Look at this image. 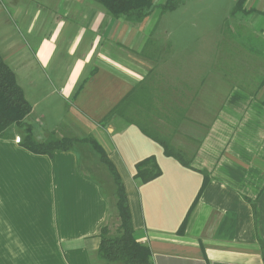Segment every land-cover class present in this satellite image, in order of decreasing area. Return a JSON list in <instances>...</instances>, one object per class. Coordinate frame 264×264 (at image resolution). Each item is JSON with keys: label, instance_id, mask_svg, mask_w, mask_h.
Listing matches in <instances>:
<instances>
[{"label": "crops", "instance_id": "obj_1", "mask_svg": "<svg viewBox=\"0 0 264 264\" xmlns=\"http://www.w3.org/2000/svg\"><path fill=\"white\" fill-rule=\"evenodd\" d=\"M177 1L173 10L155 8L134 21L95 0H0V53L32 105L25 121L36 140L94 137L103 146L152 264H264V85L255 94L238 87L221 93L188 157L191 167L167 156L136 118L109 115L127 96L148 94L151 72L164 75L169 93L179 86L178 58L190 62L192 51L179 55L173 25L165 24L169 12L189 13L187 3L196 0ZM218 2L225 10L216 30L232 17L264 53V0H245L234 16L237 0ZM154 31L169 57L147 47ZM17 137H24L17 125L0 136V264H122L98 256L101 227L113 218L119 224L116 184L98 165L99 153L86 142L35 153ZM150 156L162 174L143 183L136 165ZM203 170L209 180L195 203Z\"/></svg>", "mask_w": 264, "mask_h": 264}, {"label": "rangeland", "instance_id": "obj_2", "mask_svg": "<svg viewBox=\"0 0 264 264\" xmlns=\"http://www.w3.org/2000/svg\"><path fill=\"white\" fill-rule=\"evenodd\" d=\"M186 9L189 13L182 14L181 10L169 12L167 20L172 22L165 24L173 25L175 32L171 38L179 41V55L192 51L193 56L186 63H182L184 58H178L179 86L176 91L169 93L171 84L162 79L163 74L159 77L156 70V74L151 72L147 77L145 89L148 94L139 101L130 98L123 109L125 117L157 127L158 132L169 137L188 159L199 146V134H204L221 106L225 98L223 92L238 87L255 94L264 85V53L260 51L262 48L251 44L249 36L243 35L240 24L232 17L225 30H216V22L225 10L218 0H196L187 3ZM155 34L157 31L152 33L147 47L154 48L156 54L169 57L171 48L160 42ZM219 35L221 38L217 41ZM187 43L191 46L183 47ZM94 153L98 165L112 177L99 155ZM110 226L115 234L116 219L110 221Z\"/></svg>", "mask_w": 264, "mask_h": 264}, {"label": "trees", "instance_id": "obj_3", "mask_svg": "<svg viewBox=\"0 0 264 264\" xmlns=\"http://www.w3.org/2000/svg\"><path fill=\"white\" fill-rule=\"evenodd\" d=\"M103 6L114 17L125 16L129 20L140 21L150 15L155 8L162 11H169L177 8V0H166L164 3L155 4L153 0H95ZM245 0H237L232 14L243 10ZM146 93V92H145ZM132 98V94L122 100L111 112L112 115H123L125 103ZM133 99L141 100L137 96ZM32 111L31 103L26 99L24 91L17 81L16 74L10 65L5 61L0 53V136L12 125H17L24 129V137L20 141L28 150L41 153L53 154L57 150H71L77 142L90 143L99 153L101 161L108 167L112 173L116 184L117 213L119 224L116 233H112L110 223L103 225L100 229L101 243L98 250L100 259L111 263L122 264H152L151 251L149 247L137 241L134 235V227L131 215V209L127 192L115 165L108 158L107 152L99 141L94 137L79 139L76 137H57L52 134L45 141L35 139L30 124L25 119ZM141 130L158 142L167 156L176 158L184 166L191 167V160L177 149L170 138L163 136L158 132V128L150 123H140ZM137 172L135 178L147 183L162 174V170L155 156L147 157L136 165ZM205 176L204 184L195 200H198L206 183L209 180V174L202 171ZM184 221L182 228H184Z\"/></svg>", "mask_w": 264, "mask_h": 264}, {"label": "built area", "instance_id": "obj_4", "mask_svg": "<svg viewBox=\"0 0 264 264\" xmlns=\"http://www.w3.org/2000/svg\"><path fill=\"white\" fill-rule=\"evenodd\" d=\"M17 142H20V138L19 137H17Z\"/></svg>", "mask_w": 264, "mask_h": 264}]
</instances>
